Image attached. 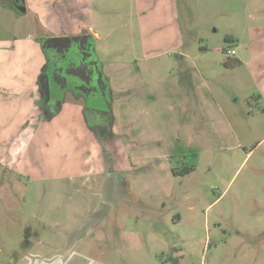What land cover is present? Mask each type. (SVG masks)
Segmentation results:
<instances>
[{"label": "rangeland", "instance_id": "374dc122", "mask_svg": "<svg viewBox=\"0 0 264 264\" xmlns=\"http://www.w3.org/2000/svg\"><path fill=\"white\" fill-rule=\"evenodd\" d=\"M20 1L0 0V264H264V0ZM74 32L102 49L109 138L40 100L38 38Z\"/></svg>", "mask_w": 264, "mask_h": 264}, {"label": "flooded vegetation", "instance_id": "af4514ba", "mask_svg": "<svg viewBox=\"0 0 264 264\" xmlns=\"http://www.w3.org/2000/svg\"><path fill=\"white\" fill-rule=\"evenodd\" d=\"M20 2L11 3L12 9L18 13H21L19 5L24 4L23 0ZM63 36L71 38L67 48H62L61 44L43 47L44 42L53 36L39 37L37 40L44 52L37 76L40 100L44 101L46 109L55 111H61L68 101L80 103L84 122L91 132L96 137L104 135L109 138V118L93 104V101H106L109 91L96 43L88 32H74ZM47 83L49 96L44 90ZM90 119H95V122H90Z\"/></svg>", "mask_w": 264, "mask_h": 264}, {"label": "trees", "instance_id": "16d2710c", "mask_svg": "<svg viewBox=\"0 0 264 264\" xmlns=\"http://www.w3.org/2000/svg\"><path fill=\"white\" fill-rule=\"evenodd\" d=\"M225 40L227 41V42H231L232 41V37H230V36H227L226 38H225ZM224 51V53H227V49H224L223 50ZM241 63V61L240 60H234V59H232L231 57H227V59H225L224 60V62H223V64L225 65V66H231V65H236V64H240ZM261 98V95H255L254 96V99L255 100H258V99H260ZM194 168L193 167H189V166H184L183 167V169L181 170V172H179V171H175L174 173H175V175H178V174H181V175H185V174H188L190 171H192ZM23 244H26V245H28L27 246V248L28 247H30V243H29V239L26 237V239L24 240V243ZM168 260L171 262V264H181V262H180V257H177V256H173V255H171L169 258H168Z\"/></svg>", "mask_w": 264, "mask_h": 264}, {"label": "water", "instance_id": "95a60500", "mask_svg": "<svg viewBox=\"0 0 264 264\" xmlns=\"http://www.w3.org/2000/svg\"><path fill=\"white\" fill-rule=\"evenodd\" d=\"M18 9L21 12H25V10H26L24 4L22 6H19ZM70 40H71V38L68 36H54L52 38L47 39L44 42L43 47H48V48L49 47H56L57 45L61 44L62 48H67L70 44ZM44 90L46 92V95L49 96L50 91H49V84L48 83L46 84V87H44Z\"/></svg>", "mask_w": 264, "mask_h": 264}, {"label": "built area", "instance_id": "2783aa9c", "mask_svg": "<svg viewBox=\"0 0 264 264\" xmlns=\"http://www.w3.org/2000/svg\"><path fill=\"white\" fill-rule=\"evenodd\" d=\"M236 49L235 48H228L227 49V55L230 57V56H234V55H236Z\"/></svg>", "mask_w": 264, "mask_h": 264}, {"label": "crops", "instance_id": "0c3cea01", "mask_svg": "<svg viewBox=\"0 0 264 264\" xmlns=\"http://www.w3.org/2000/svg\"><path fill=\"white\" fill-rule=\"evenodd\" d=\"M9 7H10V9H12L11 5H10ZM12 10H13V9H12ZM96 48H97V51H98V52H100V51L102 50L101 47L98 46V44L96 45Z\"/></svg>", "mask_w": 264, "mask_h": 264}]
</instances>
